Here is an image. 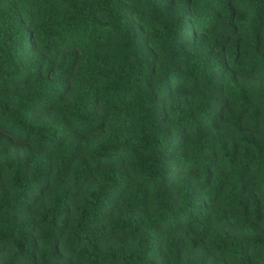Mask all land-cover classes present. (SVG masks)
I'll return each instance as SVG.
<instances>
[{
	"label": "trees",
	"instance_id": "trees-1",
	"mask_svg": "<svg viewBox=\"0 0 264 264\" xmlns=\"http://www.w3.org/2000/svg\"><path fill=\"white\" fill-rule=\"evenodd\" d=\"M0 264H264V0H0Z\"/></svg>",
	"mask_w": 264,
	"mask_h": 264
}]
</instances>
